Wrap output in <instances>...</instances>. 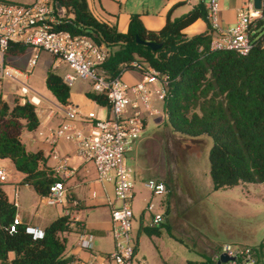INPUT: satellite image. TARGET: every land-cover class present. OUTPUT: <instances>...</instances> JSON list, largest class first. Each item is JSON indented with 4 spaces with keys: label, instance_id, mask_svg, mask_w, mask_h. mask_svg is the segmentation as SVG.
Here are the masks:
<instances>
[{
    "label": "trees",
    "instance_id": "trees-1",
    "mask_svg": "<svg viewBox=\"0 0 264 264\" xmlns=\"http://www.w3.org/2000/svg\"><path fill=\"white\" fill-rule=\"evenodd\" d=\"M53 3L54 7L62 6L65 13L57 28L87 34L108 48L110 55L100 66L108 78L122 76L128 70L143 73L149 68L157 70L161 79L166 76L162 100L165 124L185 137L212 138L208 158L215 189L264 181V20L251 27L252 48L240 55L235 50L209 48L212 28L204 1L173 20L168 15L159 30L146 29L138 14H132L126 32L96 19L86 0ZM199 18L207 22L206 30L187 36L183 29ZM137 39L161 47L154 51ZM27 47L25 43L9 41L4 60L23 53ZM113 47L116 49L110 50ZM45 84L57 102L69 103L70 87L52 68L46 73ZM86 95L109 111L105 94L88 91ZM38 125L34 103L19 97L9 103L0 90V159L8 158L22 174L20 183L29 185L43 198L50 186L62 179L46 165L42 150H28L21 140L23 130L33 131ZM16 215L17 205L9 201L0 182V264H64V233L71 230L72 223L79 225V231L84 229L80 221L62 214L44 227L41 237H33L27 223H13ZM143 229L148 235L159 233L156 226ZM263 249L264 242L254 248L256 264Z\"/></svg>",
    "mask_w": 264,
    "mask_h": 264
},
{
    "label": "rangeland",
    "instance_id": "rangeland-1",
    "mask_svg": "<svg viewBox=\"0 0 264 264\" xmlns=\"http://www.w3.org/2000/svg\"><path fill=\"white\" fill-rule=\"evenodd\" d=\"M115 49L116 47H113L110 50ZM13 60L24 68L23 71L26 69L30 71L29 77L26 79L23 75H17V80L4 77L0 81L2 93L9 103L16 97L22 100L21 83L26 84L33 91L31 93L40 98L41 103L36 105L37 114L40 121L41 118L44 119L35 131L21 132L23 143L27 149H32L31 140L34 137L38 147L56 141V145L54 143L53 145L60 152L59 142L70 141L65 138L52 140L47 137V126L50 121L45 119L46 113L49 110L57 112L56 106L60 105L47 89L45 78L50 68L60 73L61 59L29 46ZM30 60H34V66L31 68ZM67 70L71 71L69 67ZM80 82L89 83L78 79L70 89L73 91ZM156 84L159 86V82ZM156 100V95L152 93L149 103L154 105ZM140 109L144 111V108ZM108 113L105 106H97V116L106 118ZM165 120L166 115L156 130H153L155 126H148L146 132L136 141L134 149L126 154V163L131 168V179L134 184L133 197L130 200L133 212L131 244L136 248L134 263L189 264L212 257L214 253L206 257L210 249H218L223 243L230 244L233 249L241 246L258 248L264 241V187L260 182H244L232 187L215 189L209 174L208 158L212 138L185 137L173 132L165 124ZM58 126L52 125L50 128L56 129ZM74 161H77V158ZM0 167L5 168L10 175V180L3 183V189L9 199L17 205V214L24 212V221H29L27 218L29 219L35 212L42 217L43 213H46L49 219L53 217L51 221L57 214V217L63 214L62 203L53 207L45 201L41 202L31 187L20 183L21 174L8 158L0 159ZM94 177V173L89 175V179ZM148 178L163 181L167 192L163 195H151L144 187V182ZM104 184L110 200L119 205V201L115 199L113 181H106ZM93 189L97 192V200L90 197ZM76 193L83 200V204L78 208L83 220L90 222L109 213L111 221V206L99 182H86L76 190ZM63 202L67 204L65 200ZM148 203L153 206L152 213L162 215L163 220L160 224H153L152 214L145 209ZM144 226H156L159 233L148 235L143 229ZM110 233L113 239L112 230ZM74 237L75 233L68 234L66 256H69ZM98 249L111 250V238L102 239ZM113 249L114 239L111 251ZM258 262L264 264V249L258 256Z\"/></svg>",
    "mask_w": 264,
    "mask_h": 264
},
{
    "label": "built area",
    "instance_id": "built-area-1",
    "mask_svg": "<svg viewBox=\"0 0 264 264\" xmlns=\"http://www.w3.org/2000/svg\"><path fill=\"white\" fill-rule=\"evenodd\" d=\"M219 1L207 0L205 4L208 22L214 32L209 48L235 50L240 55H246L252 48L251 27L257 21L264 20V0H261L258 9L254 7L252 0H244L237 20L230 28L220 26ZM59 20L53 0H32L29 3L0 1V80L4 77L17 80V75H23L27 79L29 75V71L13 68L4 61L3 53L8 42L19 41L59 57L71 69L62 75L67 86L71 87L78 79H83L90 83L93 92L106 95L110 103L106 118L97 116L94 112L81 115L74 104L69 102L61 108L65 121L56 129H48L47 137L52 140L65 138L73 142L76 155L93 163L97 182L104 184L106 181H113L115 199L119 201V205L109 201L113 251L106 254L92 251L93 236L86 231H80L78 244L91 250L90 258H70L64 264H135L136 248L131 244L133 212L130 205L134 184L131 168L126 163V154L134 149L136 141L141 137L146 117L158 112L149 103L150 96L154 93L157 99L163 100L166 95V76L161 79L157 70L149 68L142 73L141 80L135 83L125 82L122 76L108 78L100 67L110 55L108 48L104 44L96 43L87 34H73L57 28ZM33 66L34 60H30L29 67ZM157 82L161 84L159 88H149L150 84ZM21 84L23 101L29 100L38 105L40 99L36 102L34 98L37 96L31 93V88ZM140 108H144V111ZM79 115L87 122V129L74 125L73 120ZM49 156L55 161L52 169L57 176L68 178L75 174V168L68 165L66 158L60 155L55 146L51 147ZM111 171L113 174H110ZM5 180L6 172L0 168V182ZM144 187L151 195H163L167 192L165 183L155 178L145 180ZM65 190L63 181L58 180L50 186L49 193L43 199L53 206L61 204L65 200ZM92 194L94 195V192ZM145 209L152 214L154 225L161 223L163 217L159 213H152V204L148 203ZM63 214H69V210L65 209ZM19 221L16 215L13 223L17 224ZM11 229H14L13 225ZM27 231L32 233L33 237L43 235V231L35 227L28 226ZM221 254L229 258L221 264H256L254 248L241 246L233 249L228 243H223L211 259L202 264H217Z\"/></svg>",
    "mask_w": 264,
    "mask_h": 264
},
{
    "label": "crops",
    "instance_id": "crops-1",
    "mask_svg": "<svg viewBox=\"0 0 264 264\" xmlns=\"http://www.w3.org/2000/svg\"><path fill=\"white\" fill-rule=\"evenodd\" d=\"M5 1L16 2V3H29L32 0H5ZM86 1H87L88 7L91 13L96 19H98L99 21L105 22L107 24H110V25H116L118 30L121 32L127 31L128 23H129V20L132 14H138L143 26L146 29L159 30L166 24L168 15H169V18L173 20L187 13L188 11H190L199 2L204 1L205 4L207 3V0H86ZM219 2H220V11H219L220 26L222 28H230L235 24L237 20L238 12L240 8L243 6L244 0H220ZM206 28H207V22L199 18L195 20L193 23H191L190 25L186 26L183 29V32L187 36H192V35L203 32L204 30H206ZM213 34L214 32H212V35ZM17 56L19 55L8 56L4 61L6 64H8L9 66L13 68L24 70L23 67H21L20 65H17L18 63H16V61L13 60V58ZM61 63L62 64L59 67L61 71L60 73L58 72L57 73L62 76L63 74L69 71L67 70L68 66L62 60H61ZM25 71H29V70L26 69ZM28 77L29 75L27 76V78ZM141 78H142V73L138 70H128L122 74V79L127 83H135L137 81H140ZM160 86H161L160 83H159V86L156 83H154V84H150L149 88L153 90L155 88H159ZM88 91H92L91 86L89 83L87 84L84 82H80L78 86L74 88L73 91L70 89L69 102L74 104L79 114L81 115H84L87 112H94L96 114L97 106L99 105L95 101L87 97L86 93ZM3 96L5 98V94H3ZM34 100L37 102L38 97H35ZM40 103H41V100H40ZM59 105L60 107L56 106L59 111L57 110V112H54L53 110H49L46 113L45 119H48L50 121L49 125L47 124L48 125L47 130L50 128V126L60 125L62 122L65 121V116L61 110V108L63 107V104L59 103ZM151 105L153 108L158 110V112L152 116L146 117L145 128H144L143 133L146 132L148 126H155L153 130H156L161 125V122L164 121L165 115H164V112L162 111V101L157 99L156 102H154V105L153 103ZM42 121H44V119L42 120L41 118V121L39 119V125H40V122L42 123ZM73 123L76 127L81 128V129H87L88 127L87 122H85L84 119H82L80 115L77 116L73 120ZM44 126L46 125L44 124ZM38 127L36 129H38ZM35 139L36 138L34 137V139L31 140L32 149H28V150H31V151H36L39 149L42 150L44 153V156L46 157V165L53 168L55 161L49 156V152L51 150V147L54 145L50 143L47 146L44 144L43 147L42 146L38 147L36 146ZM59 143H60V147H59L60 155L66 158L69 166L75 168V174L71 177L66 178L63 175H60V178H62L64 187L66 189L65 190V194H66L65 201L67 202V204L65 205L64 202L62 203L63 210L68 209L69 217L73 220L80 221V224L84 226V229L82 231H86L93 236L94 243H93L92 251H97L98 254H106L107 252H110L113 248V239L110 233L111 221H110L109 213L107 215H103L99 219H96L90 222L83 220L81 217V214L78 213L79 212L78 208L79 206L83 204V200L81 199L79 194L76 193V190L79 187H81L83 184H85L86 182L96 181L95 167L92 162L84 161L76 155L75 145L73 142L63 141ZM75 158H77V161H74ZM0 168L5 170L6 172V180L3 183L8 182V180H10V175L8 174L5 168L3 167H0ZM91 173H94L95 175L94 179H89V175ZM21 178H22V174H21ZM260 183H261L260 185L264 187V181ZM101 186L103 187V190L105 192V197L109 203V201L111 200L109 198L108 192L106 191L105 184H101ZM73 191L75 193H72ZM93 192H94V195L92 194ZM36 195L39 201L41 202L45 201L37 193ZM90 197L95 200L98 199L96 190L93 189L91 191ZM9 201L11 200L9 199ZM11 202H14V201H11ZM35 207L37 206L35 205ZM53 207H56V206H53ZM17 212H18V208H17ZM43 214L44 215L42 217L39 215L38 212H35L31 215L29 219L27 218V220L29 221H24L25 219H24L23 211L18 213L17 216L21 221L27 223L29 226L35 227L38 230L43 231L44 227L48 225L51 222V218H53L51 217L49 219L46 213H43ZM78 226H79L78 224L72 223L71 230L64 233V236L66 237V246H65L64 253H63V257L66 259L76 257V258H80L83 260H88L90 258L91 250L85 249L79 246L78 233L80 231H79ZM70 232L75 233V237L69 249V256H66L65 254H66L67 247H68V243H67L68 234ZM109 237L111 238V250L110 249H106V250L98 249L97 250V247L99 248V246L102 243V239L109 238ZM215 250L217 251V249H210L209 255H206V257L215 253ZM11 256L12 254H10V257Z\"/></svg>",
    "mask_w": 264,
    "mask_h": 264
},
{
    "label": "water",
    "instance_id": "water-1",
    "mask_svg": "<svg viewBox=\"0 0 264 264\" xmlns=\"http://www.w3.org/2000/svg\"><path fill=\"white\" fill-rule=\"evenodd\" d=\"M253 3H254V7L255 8H260V5H261V0H252ZM55 8H56V11H57V14L59 17H64L65 16V13H64V10L62 8V6H60L59 4H56L55 5ZM137 42L138 43H143L144 45L148 46L151 48V50H157L158 48L161 47V44H156L154 42H151V41H141L139 39H137ZM228 256L225 255V254H221L220 255V259L218 260L217 264H221V262H226L228 260Z\"/></svg>",
    "mask_w": 264,
    "mask_h": 264
}]
</instances>
